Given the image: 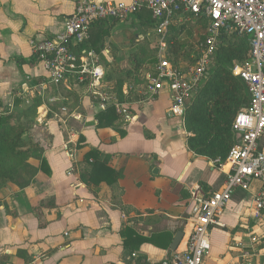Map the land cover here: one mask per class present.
<instances>
[{"label":"crops","instance_id":"obj_1","mask_svg":"<svg viewBox=\"0 0 264 264\" xmlns=\"http://www.w3.org/2000/svg\"><path fill=\"white\" fill-rule=\"evenodd\" d=\"M78 1L0 0V109L14 97L28 103L38 91L46 73L33 44L62 31ZM117 24L134 33L146 30L136 19ZM137 41L132 40L128 53ZM106 46L103 55L111 67H126L127 61L117 60ZM147 75L141 82L124 83L128 97L122 103L111 93L113 81H91L69 84L67 89L79 94L75 106L50 111L45 102L37 108L29 137L38 143L50 173L31 158L17 182L0 184V264H159L186 249L192 229L190 190H221L225 169L188 148L182 119L168 110L169 90L150 92ZM109 102H116L124 115V136L113 127H95V114ZM258 144L264 150V135ZM91 149L104 153L107 164L119 171L114 186L82 181L84 155ZM263 192L262 181H253L248 191H231L222 225L211 228L205 264H242L245 259L264 264V209L255 205ZM126 226L144 236L164 231L169 244L161 248L144 242L130 251L120 235ZM177 231L183 235L171 250Z\"/></svg>","mask_w":264,"mask_h":264},{"label":"built area","instance_id":"obj_2","mask_svg":"<svg viewBox=\"0 0 264 264\" xmlns=\"http://www.w3.org/2000/svg\"><path fill=\"white\" fill-rule=\"evenodd\" d=\"M141 7L151 13L153 26L148 33L153 37L158 57L154 72L147 75L148 89L156 93L166 87L170 92L169 113L181 119L189 98L213 60L220 31L233 29L250 38L247 58L234 63L231 69L244 81L250 93L248 106L238 111L232 122L239 143L230 149L224 161H213L225 169L224 187L210 193H204L197 186L190 190L192 229L186 249L173 252L159 263L205 264L204 258L210 250L211 228L222 225L220 215L230 200L231 191H248L253 181L264 182V150L258 144L264 135V0H79L64 20L62 31L37 39L33 44V53L46 73L45 80L36 88L41 95L48 86L55 90L63 84L68 88L67 77L71 73H87L92 81L99 82L104 73L99 56L93 50H87L78 57L69 45L85 40L94 21L124 18ZM198 14L203 15L205 21V39L197 59L190 65L181 63L175 66L166 56L165 33L174 19L189 21ZM59 96H52L48 101L54 102ZM62 111L66 109L62 108ZM258 196L256 208L264 209V192ZM242 264L254 262L245 259Z\"/></svg>","mask_w":264,"mask_h":264},{"label":"trees","instance_id":"obj_3","mask_svg":"<svg viewBox=\"0 0 264 264\" xmlns=\"http://www.w3.org/2000/svg\"><path fill=\"white\" fill-rule=\"evenodd\" d=\"M123 19L132 24L133 19L144 25L141 33L135 32L133 40L138 38L136 48L127 55V66L120 67L103 58L105 38L112 28ZM153 19L150 11L141 7L124 18H104L94 21L88 30V37L80 43H72L70 49L79 57L83 51L93 50L98 54L100 63H104L105 71L100 77L99 85L113 81L116 102L127 99L123 94L124 83L129 85L143 81L146 73L152 74L157 63V49L153 37L147 30L152 28ZM187 35L183 39V35ZM137 36V37H136ZM166 56L175 66L181 63L193 64L205 39V21L203 15L190 17L189 21L170 24L166 33ZM250 49V38L240 35L233 29L220 31L217 48L213 60L204 78L195 87L182 115L183 127L187 132L186 143L195 154L204 156L217 163L225 160L230 149L239 143L238 135L232 130V122L242 108L249 104L250 93L244 81L232 73L234 63L244 61ZM77 64H80L77 61ZM109 66V67H108ZM80 76V77H79ZM82 77V79H80ZM92 81L89 74L71 73L67 77L70 85L88 84ZM132 88L129 89V92ZM59 94L66 100L48 102V98ZM79 94L73 89H67L63 84L57 89L48 86L43 95L36 91L28 103L19 97H14L12 104L0 109V184L17 182L21 169L31 158L39 161L38 168L50 173L47 161L42 156L38 143L29 137L30 129L36 118L37 108L47 102L49 110L59 107H72L78 102ZM115 102V103H116ZM115 103H108L95 114V127H113L120 136L125 135L124 115L117 111ZM49 111V112H50ZM51 112L47 114L49 117ZM82 136H79L77 147L81 146ZM86 164L80 177L87 184L98 185L106 182L114 186L119 178V171L107 164V156L99 150H89L84 155ZM123 237L122 246L130 251L137 249L144 242L166 248L170 235L164 231L144 236L129 226L120 231Z\"/></svg>","mask_w":264,"mask_h":264},{"label":"rangeland","instance_id":"obj_4","mask_svg":"<svg viewBox=\"0 0 264 264\" xmlns=\"http://www.w3.org/2000/svg\"><path fill=\"white\" fill-rule=\"evenodd\" d=\"M124 25H115L110 31L108 38H106L104 42L109 46H106L108 49L111 48L110 52L117 60L119 59V61L121 60L126 62L128 53L126 49L132 45L134 30H131L130 27ZM186 38L187 35L184 34L183 39ZM105 56L106 55H103V58H105V60L108 62ZM88 63H90V61H88ZM103 64L104 63H102L101 68L104 71L105 69Z\"/></svg>","mask_w":264,"mask_h":264},{"label":"water","instance_id":"obj_5","mask_svg":"<svg viewBox=\"0 0 264 264\" xmlns=\"http://www.w3.org/2000/svg\"><path fill=\"white\" fill-rule=\"evenodd\" d=\"M182 235H183L182 231H177L175 233V235H174V237H173V239H172V241L170 243V246H169V248L171 250H174L176 248V246H177L178 242L180 241Z\"/></svg>","mask_w":264,"mask_h":264}]
</instances>
